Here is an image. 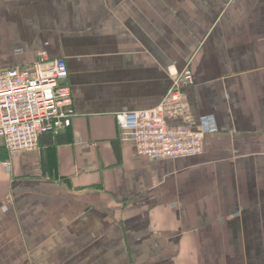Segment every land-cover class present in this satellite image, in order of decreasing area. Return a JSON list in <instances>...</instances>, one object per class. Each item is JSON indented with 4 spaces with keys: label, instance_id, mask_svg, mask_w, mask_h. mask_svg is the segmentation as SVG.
Masks as SVG:
<instances>
[{
    "label": "crops",
    "instance_id": "obj_1",
    "mask_svg": "<svg viewBox=\"0 0 264 264\" xmlns=\"http://www.w3.org/2000/svg\"><path fill=\"white\" fill-rule=\"evenodd\" d=\"M42 53L66 60L74 117L12 159L0 140V264H264V0H0V71ZM187 69L218 131L139 155L116 116Z\"/></svg>",
    "mask_w": 264,
    "mask_h": 264
},
{
    "label": "built area",
    "instance_id": "obj_2",
    "mask_svg": "<svg viewBox=\"0 0 264 264\" xmlns=\"http://www.w3.org/2000/svg\"><path fill=\"white\" fill-rule=\"evenodd\" d=\"M67 79L66 60L51 61L46 53L32 67L0 71V140L11 159L35 151L44 134L57 136L72 126ZM172 81V89L156 108L116 116L123 140L150 160L198 156L205 137L218 131L212 116L196 120L190 112L183 88L193 84L192 71L172 74ZM174 121L181 124L171 125Z\"/></svg>",
    "mask_w": 264,
    "mask_h": 264
},
{
    "label": "trees",
    "instance_id": "obj_3",
    "mask_svg": "<svg viewBox=\"0 0 264 264\" xmlns=\"http://www.w3.org/2000/svg\"><path fill=\"white\" fill-rule=\"evenodd\" d=\"M44 135L55 136V135H53V134H49V133H48V134H44ZM59 135H60V134H59Z\"/></svg>",
    "mask_w": 264,
    "mask_h": 264
}]
</instances>
